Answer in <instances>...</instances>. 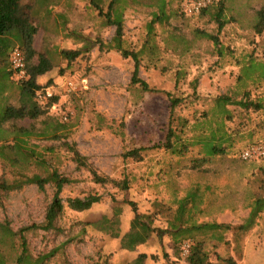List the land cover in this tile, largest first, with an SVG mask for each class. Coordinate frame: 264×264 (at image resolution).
<instances>
[{"label": "rangeland", "instance_id": "obj_1", "mask_svg": "<svg viewBox=\"0 0 264 264\" xmlns=\"http://www.w3.org/2000/svg\"><path fill=\"white\" fill-rule=\"evenodd\" d=\"M22 2L34 3L35 49L53 63L40 79V102L55 95L59 100L48 117L16 124L40 129L48 119L99 173L127 179L129 186L93 183L87 172L75 169L63 140L32 137L40 147L54 146V166L81 181L64 188V211L55 229L23 232L31 254L37 257L57 248L47 264H91L99 258L130 264L144 252L148 257L143 264H188L183 245L191 244L190 239L177 245L171 233L144 232L135 222L134 202L144 220L162 231L229 224L230 230L197 236L238 264H264V210L249 230L236 229L255 201L264 199V159L240 157L247 146L264 141V37L255 29L264 0H216L206 14L194 16L181 14L179 0H117L123 11V47L139 54L140 77L158 90L145 93L131 84L132 57L109 47L116 30L106 20L111 0ZM159 13L161 21L151 24ZM64 49L82 53L68 61L61 55ZM246 92L260 108L229 104L232 116L225 118L216 99L225 95L244 100ZM167 93L182 100L173 114L172 126L183 130L174 150L152 148L165 141L169 130ZM10 101L17 104L15 91ZM207 144L221 145L224 152L213 155ZM139 147L147 148L142 160L123 156ZM3 172L0 164V176ZM54 192L51 185L45 191L25 185L0 192V235L11 240L1 248L9 264H15L21 251L20 230L44 221ZM88 193H98L102 200L82 212L69 207L68 198ZM130 233L147 238L128 250L122 242Z\"/></svg>", "mask_w": 264, "mask_h": 264}, {"label": "trees", "instance_id": "obj_2", "mask_svg": "<svg viewBox=\"0 0 264 264\" xmlns=\"http://www.w3.org/2000/svg\"><path fill=\"white\" fill-rule=\"evenodd\" d=\"M117 0H111L109 11L106 13V20L109 25L116 27L115 35L109 45L110 49H116L122 52V55L132 57L135 62L134 70L131 77V84L139 85L142 92H158L156 88L150 87L149 83L140 77V60L139 54L134 51L127 50L123 47V11L117 7ZM211 7V6H210ZM209 7V8H210ZM208 8V9H209ZM202 10L199 15H204L207 10ZM163 9H161V13ZM222 8L217 10L220 15ZM156 14L151 24L161 21L162 14ZM182 14V13H181ZM224 23H220L222 28ZM256 32L262 34L264 30V7L258 11V22L255 26ZM37 26L34 24L33 5L25 4L22 0H0V164L4 169L0 176V192L11 190H20L25 185H36L39 190L45 191L48 185L54 187L55 192L51 202L46 207L45 218L41 224H33L22 228L21 251L15 258V264H47L57 251V248L47 254L34 257L29 251L26 238L23 232L30 229H41L50 231L55 229L56 223L64 211V200L61 196L65 187L77 184L81 180L60 172L52 162L53 156L57 155L54 146L40 147L32 143V137H39L48 140L62 141L61 146L71 155L72 161L75 163V169L78 172L85 171L89 174L93 183L105 185L121 186L128 189V180H116L110 176L101 174L91 164L87 157L81 154L76 144H71L66 140L67 133H59L58 128L53 129L50 122L46 119L40 129L35 125L20 126L17 121L30 119L36 121L40 117H48L49 111L56 105L59 96L49 97L46 102L41 103L38 99V92L43 86L40 84L41 77L50 72L53 63L44 53H38L34 48V37L37 33ZM211 39L218 44L217 38ZM19 45L23 50L27 62L26 77L15 80L14 72L10 66V52L13 47ZM103 45V44H102ZM100 47L101 44H100ZM82 53V50H62L61 55L68 61L75 60ZM36 59V60H35ZM17 93V104L11 103L12 93ZM171 101L170 126L164 142L154 145L152 148H164L166 150H174L175 145L182 140L180 134L183 130L177 131L172 126L173 114L175 108L182 102L181 99L167 93ZM244 100L234 101L229 96H219L216 99L221 113L225 118H231V112L226 107L229 104H237L243 109L257 110L260 108L256 102L250 99L249 92H246ZM180 133V134H179ZM186 147L185 144H181ZM208 151L215 155L223 153L224 149L221 145L207 144ZM146 147H139L128 150L123 153L125 158H133L134 160H142V152ZM183 149V148H182ZM184 150V149H183ZM9 173L7 175L6 173ZM102 200V196L98 193H88L83 197L68 198L69 207L75 211H86L92 208L96 203ZM135 214V222L140 228L149 233L150 231L157 233L158 236L163 233H171L177 245L182 244L186 239H190L191 245L189 253L186 256L188 264H238V261L231 255L221 256L214 252L205 243L204 239L197 235L206 233L207 231L230 230L231 225L221 223H202L192 227L176 226L171 230H159L151 227L144 220L143 215L138 211L134 202H130ZM264 210V199L259 198L255 201L249 216L245 223L237 226V230L247 231L254 224L257 216ZM144 235V236H142ZM218 241L223 240V236H213ZM145 233H130L123 239V246L128 250H134L140 242L145 241ZM10 238L0 235V264H9L8 257L1 248L2 245L10 243ZM216 256V259L213 258ZM148 257L147 253L140 252L138 258L130 264H143L142 262ZM154 259L155 255H151ZM91 264H110L107 259L99 258L98 261Z\"/></svg>", "mask_w": 264, "mask_h": 264}, {"label": "built area", "instance_id": "obj_3", "mask_svg": "<svg viewBox=\"0 0 264 264\" xmlns=\"http://www.w3.org/2000/svg\"><path fill=\"white\" fill-rule=\"evenodd\" d=\"M216 0H179V7L182 14L186 16L199 15L202 10L208 9L215 4ZM264 37V30L262 32ZM10 66L14 72V77L23 79L26 77V58L23 50L19 46L12 48L10 52ZM50 95V94H49ZM41 95L38 92V99ZM66 119V116H65ZM240 157L244 161H254L264 159V141L247 146L240 152ZM189 243L183 245V252L187 255L190 249Z\"/></svg>", "mask_w": 264, "mask_h": 264}, {"label": "crops", "instance_id": "obj_4", "mask_svg": "<svg viewBox=\"0 0 264 264\" xmlns=\"http://www.w3.org/2000/svg\"><path fill=\"white\" fill-rule=\"evenodd\" d=\"M31 4H34L33 2ZM16 46H19V45H16ZM34 48H36V35L34 37Z\"/></svg>", "mask_w": 264, "mask_h": 264}]
</instances>
